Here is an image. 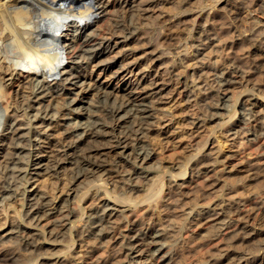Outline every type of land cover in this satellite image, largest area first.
<instances>
[{"label":"rangeland","instance_id":"obj_1","mask_svg":"<svg viewBox=\"0 0 264 264\" xmlns=\"http://www.w3.org/2000/svg\"><path fill=\"white\" fill-rule=\"evenodd\" d=\"M125 1L110 0L106 20L93 24L92 29L97 28L99 37L117 40L128 26L138 27L129 50L118 52L117 49L105 58L124 60L122 65L126 70L110 82L113 87L122 88L121 92L146 91V101L155 107L153 117L156 118L151 120V130L146 132L145 141L143 138V144L153 152V159L147 164L152 167L147 168L151 172L148 175L142 173L143 176L134 174L129 180L109 177L106 182L101 181V185L98 183L94 188L81 190L73 201H68L70 197L66 196L73 187L68 178L46 180L42 190L47 189L45 192L52 196L54 206L63 205L67 199L65 203L69 208H77L73 210L76 216L68 219L67 239L59 241L60 244L54 243L47 231L39 228L38 247H28L34 256L33 252L21 247L17 250L7 246L0 252V263L22 264L25 260L24 264H28L27 261L30 264H82L84 257L81 256L87 254L92 258L97 256L105 264H130L132 255L126 249L128 238L125 234L151 228L153 234H163L159 242L166 248L158 253V258L167 256L161 264H264V208H257L264 203V59L261 57L264 9L257 0H127L135 6L133 11L123 7ZM60 7L52 9L55 16H48V45L57 39V43L64 41L66 44L76 40L72 36L75 32L64 37L72 31L62 28L64 12L61 13ZM78 8H69L67 12L74 13ZM121 23L125 27L119 28ZM200 31L204 34L198 37ZM54 47L49 45L48 51L51 53ZM124 51L126 56L120 58ZM82 52L79 50L77 54ZM34 62L36 65L30 71L38 65L48 68L51 64L47 65L44 59ZM30 64L32 62L22 67L29 69ZM66 64L67 61L61 67ZM95 64L91 62L87 67V74L95 80L110 79V74L119 68L117 64L104 73L95 68ZM24 73L28 74L19 69L16 78ZM10 77L1 74V82L10 92L6 124L16 123L14 117L17 114L21 115L19 119L23 124L28 123L26 113L33 115L35 110L27 112L25 105L29 102L19 100L18 93H14L18 88L9 85ZM224 78L230 83L225 85ZM63 97L53 99L51 104H65ZM47 105L45 103V107ZM67 112L68 109L63 111ZM10 113L16 116L12 118ZM68 115L76 117L72 112ZM32 122L29 121V131L25 130L26 138H35L38 135L36 129L41 130L40 123ZM24 126L27 128L28 125ZM57 126L54 123L50 131L52 137L54 135L53 143L60 147L70 138H66L62 127ZM249 138L253 140H247ZM27 140H21L20 145L24 142V146L28 145ZM25 151L20 153L23 162L29 158ZM19 166L22 168L24 164ZM0 172V197H4L8 195L5 189L8 179L2 178L3 169ZM184 180L188 183L182 187L180 183ZM106 199L109 208L105 211V232L96 235L95 239V235L93 238L88 232L92 226L90 220L102 207H107ZM8 200L4 199L0 204V222L3 221L0 236L18 226L29 230L24 228L28 225L27 220L21 218L26 209L24 200L19 197L14 203ZM160 246H153V250ZM17 253L20 254L16 257L18 261L15 259ZM44 257L50 262L45 263Z\"/></svg>","mask_w":264,"mask_h":264},{"label":"bare ground","instance_id":"obj_2","mask_svg":"<svg viewBox=\"0 0 264 264\" xmlns=\"http://www.w3.org/2000/svg\"><path fill=\"white\" fill-rule=\"evenodd\" d=\"M257 1L260 3V8L264 9V0ZM125 2V6L123 7H129V10L135 7L132 5L133 3L131 4L129 1L127 2L126 0ZM109 3L110 0H0V170L3 169L2 178L8 179V184L5 187V189L7 188L6 191H8V195L0 197V199H2L0 204H3L4 199H9L14 203L18 200V197L22 198L25 202L24 206H26V209L24 211V216L21 218L24 217L23 219L27 220L28 225L27 227L24 226V228H29V230H23L18 226L6 231L5 235L0 236V252L7 246H11L17 250L21 247V249L23 248L25 251L29 250V246L35 249L37 243H39V237L41 236L39 228H44L48 236H51V241L54 243L64 241V239L66 240L67 230H70L68 227V219L74 215L73 210H75L76 207L72 206L74 207L72 208L70 206L71 209L65 202L69 200L73 201L81 190H85V188L88 189V187L91 188V186L94 188V185L100 184L101 181H105L109 177H112V179L113 177H118L119 179L125 177V179L129 180L131 177L134 178V174H141V176H143L142 173L148 175V173L151 172L147 170V168L150 167L152 169V167H148L147 164L152 161L153 152L143 144V138L145 136L147 137L146 132L151 130V120L156 118L153 117V108L155 107L151 106V102V104H149L146 101L148 97V95H144L148 93L146 91L142 90L141 93L134 90L121 92L123 91L122 88L120 89L118 86L113 87L110 82L117 78V75L123 70H126L125 65H122L124 60L121 62L118 57L105 58V56L114 53L117 49H119L118 52L124 49L129 50V45L137 35L136 32L138 27L134 28L133 26H128V28H126L127 31L124 33L122 32L123 34L118 37L117 40L103 36L99 37L101 34L99 35L96 33L97 28L92 29L93 24L96 25L98 22L106 20L110 10L109 7L111 6ZM60 5L61 7L59 9L61 13L64 12L62 19L64 26L62 28H65L66 31H72L71 33H66L64 37L66 38L68 35L75 32V35L72 36L76 38V40L66 44L64 41L57 43L59 40L57 39L56 42L49 44L55 46L50 53V51H48L49 45L47 42L49 29L48 16H55L52 14V9ZM77 7L79 8L75 9L74 13L67 12L69 8ZM84 10H87V12H84ZM135 10L137 11V9ZM123 26L125 27L124 23L118 24L119 28ZM69 27L72 28L69 29ZM197 34L198 37H201L204 32L200 31L197 32ZM79 50L83 51V54H77ZM125 56L126 51L122 52L120 58ZM261 57L264 59V49L262 50ZM38 59H44L47 65L49 63L51 64L48 68L38 65L30 71L31 67L36 65L34 61ZM65 61H67V64L61 67ZM30 62H32V64H30L29 69L22 67V65L28 66ZM91 62H96L95 68L102 70L104 73L111 70V68L117 64L119 68L118 70L116 69L117 71L114 72L113 75L110 74V79L101 80L97 78L95 80L91 74H87V67ZM69 63L72 64L70 65ZM126 65L129 64L127 63ZM19 69L26 70L28 74L26 75L24 73L21 77L16 78V72H18ZM13 71L16 72L13 73ZM3 73L11 75L8 79L11 80L9 85L12 88L13 86L18 88L14 90V93H18L17 96L19 95V100L23 102L25 99V102H29L25 105L27 106V112L35 110V114L33 113V115H28L26 113V117L29 118L30 122L33 121L36 125L40 123L38 127H41V130L38 131L39 128L36 129L38 135L36 137L34 136L35 138H26L27 133H25V130L29 131V121L23 124L22 120L19 119L21 115L17 114V117H14L16 115L12 116L11 113L15 111H12L10 114L17 122L13 123L12 121L13 124H6L8 120H6V118L9 117L7 115V104H9L7 103V101L9 102L7 96L10 92L7 91L6 85L4 86L1 82L3 80V77L1 80V74ZM17 74L20 75V73ZM50 78H52V80H49ZM224 83L226 85L230 82L224 78ZM12 94L13 93H11V95ZM143 95L145 97H143ZM59 96H65L66 99L64 97L63 99L66 100V103H60L61 105L59 104L58 106L56 103V107L55 103L54 105L51 104V101L55 98L57 99ZM45 103H48L46 107ZM65 109H68L69 113L72 112L76 117L71 118L68 112L63 113ZM8 111H10V108ZM54 123L62 127L63 134L66 138H70V140H67L68 142L66 141V144L62 143L63 145L60 147H57L54 144L55 142L53 143L52 141L54 135L52 137L50 130H52ZM24 125H28L27 128ZM33 128H37V126L34 127L33 125ZM33 132L32 136L34 134ZM24 139L25 142L26 139H28V145L26 146H24L25 142L23 145H20L21 140ZM247 140H253V138ZM23 150H27V152L25 151L24 153L29 154V160L26 159V162H23L21 159L20 153ZM24 153L23 155H25ZM20 163H22V165L24 164V167L21 168V166H19ZM182 172H184V170ZM63 176L69 179L67 180L73 187L69 188L66 194L67 198L70 197V199L66 201L67 199L63 198L66 199L64 200L65 202H63L64 204L62 205L61 203L60 206L57 207L53 205L50 198L51 195L45 192L47 189L42 190V185L45 187L46 180L52 182L50 179L59 180ZM57 183L58 181L56 184ZM135 183L134 181V184ZM187 183L188 181L184 180L180 183V186L185 187ZM65 184L67 185V183ZM3 192L5 193V191ZM108 202L111 201L108 199ZM13 203L11 204L13 205ZM106 205L107 207L101 208L102 211L99 210L98 213H94L95 216L92 217V220L89 219L92 226H90L91 230L89 229V231H87L93 235V238L95 235V239L97 238L96 235H103L105 232L104 228L106 227L103 226V223L105 221V215L107 214L105 211L109 208L107 199ZM257 208H264V203L259 204ZM75 216L76 215H74V217ZM23 219H21L22 222ZM1 222L3 221L1 220ZM89 225L90 224H88V226ZM94 228L98 230H94ZM129 234L125 235L128 238L126 249L129 251V255H132V257H129L131 258V260H129L130 264H161L162 260H165L166 254L158 258V253H161L164 248H166L163 242H159L163 234H153L151 228L133 230L132 234ZM79 235L81 236V234ZM159 244L161 246L153 250V246H159ZM46 248L47 247H45V249ZM19 251L21 250L19 249ZM29 252H31V250H29ZM28 253L26 252L25 255ZM35 253L39 252L35 251ZM40 253L39 255L43 254ZM17 255L20 254L17 253L15 259H17ZM81 257H84L82 258V264L106 263L100 258H96L97 256L92 258L85 254ZM43 260L45 263L50 262V259L47 257H44ZM24 261L22 264H24ZM27 262L30 264V261ZM6 263L4 262V264Z\"/></svg>","mask_w":264,"mask_h":264}]
</instances>
